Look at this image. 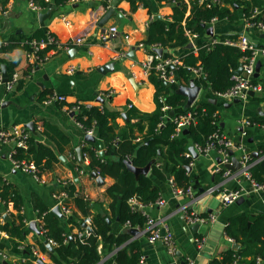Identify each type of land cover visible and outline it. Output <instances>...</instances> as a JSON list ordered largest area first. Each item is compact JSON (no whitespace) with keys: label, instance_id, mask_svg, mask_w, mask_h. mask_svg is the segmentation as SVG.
I'll return each mask as SVG.
<instances>
[{"label":"crops","instance_id":"obj_1","mask_svg":"<svg viewBox=\"0 0 264 264\" xmlns=\"http://www.w3.org/2000/svg\"><path fill=\"white\" fill-rule=\"evenodd\" d=\"M112 1L79 0L52 7L54 10L51 17L45 21L46 31L56 36L61 44L83 38L84 43L80 45L73 44L69 48L51 49L47 52V57L38 64L28 59L27 51L23 48L0 55V58L8 63L18 60L19 64L15 71L19 72L20 77L25 80L21 89H18L16 85L9 91L5 84L0 86V128L10 130L19 125L25 127L39 142L51 147L59 158V162L55 163L47 173L42 174L40 180H37L15 167L11 159L13 151L11 145H0V178L20 193L23 199L22 214L28 229V236L19 247L8 242L9 236L6 233L0 234V241L8 242V246L0 255L4 258L5 264H40V260L44 264H51L48 253L43 252L38 245L39 233L30 229L31 222H36L39 228L40 220L35 207V198H39L52 210L56 207V195L68 184H72L76 191L75 196L78 194L85 196L92 201V204H102L108 209L111 202L106 195V190L115 183V179L102 177V182L98 183L96 177L87 171L89 159L82 161L78 150L82 154L88 135L79 125L76 113L72 112L70 106L79 104L89 108L105 105L109 110L120 113L115 122L123 130L129 119L127 111L136 109L141 113H151L157 107L156 87L150 79V74H147L144 69L149 54L160 55L155 52V49L166 50L162 57L170 54L169 57L180 60L190 52L198 56L199 50L207 43L228 37L236 38L243 33L251 43L264 47V32L247 29L242 10H239L238 18L234 20L225 18L204 25L205 28L201 34L186 29L185 35L189 41L182 47L166 48L160 44L148 46L146 42L150 22L156 20L157 15L162 17L161 20L171 21L174 12L173 4L158 0H118L115 7L117 14L107 19L104 26L100 27L99 22L111 7ZM186 1L189 2V0ZM256 1L260 8L264 7V0ZM229 7L232 9L231 6ZM50 9L36 11L31 7L29 0H11L5 13L0 10V42L21 36H32L35 32L43 30L39 15L49 12ZM111 27H116L118 33L103 41L102 33L110 30ZM208 28L213 29L212 33L208 32ZM191 35L196 37L193 38ZM240 62V68H242V59ZM30 63L36 66L26 75ZM255 63L256 67L258 63L261 67L259 83L256 84L260 89L255 90L253 95L248 94L245 99H239L237 103L234 99L218 98L210 90L197 85L195 80L198 76L192 70V77L188 81L177 79L180 94H182L181 87L189 86L192 80L197 87H200V93L192 106L204 102H211L218 106L217 115L222 131L234 141H239L242 131L248 128L249 137L245 141L248 144L247 150L252 155L253 166L264 160L260 149V145L264 144V54L255 55ZM72 66L76 67L74 73L69 72ZM49 95H64L66 100L48 104L45 99ZM182 95L185 101L178 109L180 112L192 107L187 105L188 97ZM170 112H168L169 116ZM41 120L59 128L65 135V139L45 136L43 129L38 130ZM244 120H249L251 125L245 127ZM131 121L136 122L137 119L133 118ZM29 123L34 124L35 131L27 126ZM94 137L99 145L97 147L99 153L102 151L105 153L106 149L102 146L99 137L96 135ZM194 146L199 157H193L192 164L189 165L191 171L188 172L201 187L191 186L192 196L177 195L174 193L171 179L166 182L156 181L161 189V199L165 204L160 206L156 203L145 206L138 203L136 205L144 214L169 226L177 247L174 255L170 254L161 242L150 243L147 240L146 226L144 229L136 228L139 233L131 235L128 229L133 227L121 226L117 219L112 220L115 233H126L130 237L129 242L141 241L143 264H187L189 262L210 264L214 259H222L227 250H234L235 241L225 234V226L229 219L240 213H248L251 216L264 213V190L255 189L242 176L241 168L236 171L229 168L228 173L223 170L217 171L221 158L218 145V147L212 145L204 154H200L196 145ZM231 151L233 154L230 153ZM255 152L259 154V157L253 155ZM229 154L231 161L234 157L239 159L242 155L237 150H229ZM157 158L159 160L156 162L163 166L164 161L160 159V156ZM226 190H241L242 195L236 203L225 206L222 204L221 197ZM66 204L70 211L67 214L63 213L64 217L60 218L67 235L72 237L80 234V231L68 220L73 218L75 213L80 218L85 217L76 207L73 197H69ZM9 211L17 215L12 206ZM188 214L204 216L207 220L189 222ZM197 224L200 226L195 228ZM83 234L88 236L89 232L85 231ZM197 238L205 239L201 250L196 245ZM34 251H38L39 256L34 254ZM112 255H106L99 264L112 262ZM242 261V257H237L233 264H243Z\"/></svg>","mask_w":264,"mask_h":264},{"label":"trees","instance_id":"obj_2","mask_svg":"<svg viewBox=\"0 0 264 264\" xmlns=\"http://www.w3.org/2000/svg\"><path fill=\"white\" fill-rule=\"evenodd\" d=\"M30 1L41 11H47L52 7L79 0ZM158 1L173 4L174 12L171 21L156 19L150 22L146 42L148 46L160 44L166 48L182 47L189 41L185 35L186 29L201 34L204 25L214 20L238 18L239 10L243 11L245 18H249L257 9L259 14L253 20L264 22V7L260 8L256 0ZM10 2L11 0H0V10L3 13L7 11ZM49 34L51 33L41 29L32 36H21L0 42V55L17 48L31 52L30 42L47 41ZM55 47L48 45L41 50L40 58H46L47 52L56 49ZM250 55V51H242L238 47L210 42L199 50L198 56L190 52L180 58L181 65L177 68V79L188 81L192 77L191 69L202 68L205 77H198L195 83L216 95L229 90L235 84L233 75L240 68L241 59L243 63L244 58ZM18 64V60L8 63L0 58V79L4 65L7 66L8 79H11ZM35 66L30 63L26 75ZM149 76L156 87L157 107L151 113H141L136 109L127 111L129 119L123 130L115 122L120 115L117 111H111L105 105L89 108L80 105V110L76 113L77 120L85 131L94 128L95 135L106 149V156L101 157L97 148L99 145L87 141L82 149V161L89 159L87 171L91 175L96 172L103 178L115 179V183L106 190V195L111 199L108 209L102 204H92V201L85 196L79 194L75 196L76 191L72 184L64 187L63 191L74 198V203L81 214L91 219L90 231L85 227V218H80L78 214L75 213L74 217L68 220L71 225L79 228L80 233L89 232L88 236L83 237L76 234L71 239L62 225L61 218L39 198H35V207L40 220L38 245L43 252L48 253L51 264H99L106 255L110 254H113V261L108 264H142L141 241L129 242L130 237L126 233H115L112 220L117 219L121 226L144 229L148 216L132 201L135 200L145 206L156 204L161 199V189L156 181L166 182L171 179L176 187L182 189L189 186L201 187L186 169V166L193 161L192 155L187 157L186 154L190 152V145L206 147L212 142L213 133L218 129L222 130L217 115L218 106L211 102L196 103L180 112L178 109L184 104L185 97L178 92V83L166 84L155 70H152ZM252 82L255 85L259 83V79L253 78ZM24 83V78L20 77L18 89H21ZM50 96L52 95L45 100ZM74 106L76 105L70 108ZM165 106L169 107V111L163 110ZM170 111H174L175 114L169 116ZM189 111L194 113L196 121L189 126L187 134L177 135L175 120ZM133 118L137 121L132 122ZM38 127H41L43 134L49 138L65 139L62 131L50 122L41 120ZM260 149L264 155V144L260 145ZM13 150V159L33 162L38 168L39 176L47 173L55 163L59 162L56 152L39 142L33 135L28 138L25 147L15 146ZM159 156L164 161V165L154 162L148 175L136 177L125 164V161L132 160L134 166L143 168ZM251 173L255 181L264 184V160L252 166ZM10 206L17 215L9 211ZM22 209L23 199L20 193L0 178V231L6 233L9 236L8 242L14 243L17 247L22 246L28 236ZM5 214L12 218L4 220ZM225 234L241 247L237 251L227 250L222 259H214L210 264H233L237 257L243 258V264H264V213L257 216L240 213L231 217L225 226ZM50 241L54 243L51 244L52 252L47 248ZM8 242L0 241V255L8 246ZM3 259L0 257V264H5Z\"/></svg>","mask_w":264,"mask_h":264},{"label":"built area","instance_id":"obj_3","mask_svg":"<svg viewBox=\"0 0 264 264\" xmlns=\"http://www.w3.org/2000/svg\"><path fill=\"white\" fill-rule=\"evenodd\" d=\"M30 1V0H29ZM218 1V0H213ZM31 7L36 11H41V9L33 5L31 3ZM259 14V11L256 9L253 14L249 18H245V26L247 29H257L264 32V22L262 21H254L253 19ZM118 33V30L116 27H111L110 30L104 31L101 35V39L103 41H106L111 36H114ZM193 38L196 37V35H191ZM84 43L83 38H77L76 40H73L71 42H68L66 44H61L56 36L53 34L48 35L47 41H37L33 40L30 42L31 45V52H27V57L30 61H35L36 63L41 62L44 58H40V51L43 50L48 45H54L56 46V49H62V48H69L71 45H80ZM213 43H224L229 46H234L240 48L242 51H250V56L245 57L242 63L243 72L247 75V77L244 76H238L234 73L233 79L235 81V84L227 91L222 93H217L216 96L218 98H222L224 100H233V99H245L248 97L249 91H255L260 89L256 84H253V78L254 73L256 72V63H255V55L257 54H264V47H259L257 45H254L249 41L246 34L243 33L240 36L234 37H228L221 40H215ZM8 44V43H7ZM181 65L180 60L176 58L171 57H162L160 55H157L155 53L149 54V57L147 59V62L144 65L145 72L147 74H150L152 70H155L156 73L159 75L160 79H162L163 82L166 84L172 85L177 83V73L176 70L178 66ZM76 70V67L72 66L69 68L70 73H74ZM198 77H205V72L202 68H194L191 69ZM20 78V74L17 71H14L12 78L8 79L7 83L3 82V77L0 79V86L5 84L7 90L11 91L14 89V87L18 84V80ZM66 100V96L64 95H52L50 96L46 101V103H53V102H64ZM72 112L78 113L80 110V105L77 104L76 106L71 108ZM164 111H169V107L165 106L163 108ZM194 113L191 111L187 112L186 114L180 115L176 120L177 129L176 134L180 135L183 133L185 129H188L189 126L192 124V122H195ZM243 124L245 127H249L251 125V122L249 120H244ZM79 125L83 127V125L79 122ZM248 128L244 129L241 133V139L239 141H234L232 138H230L228 135H226L221 129L216 130L213 135L211 136L212 142H210L206 147H200L197 146V149L200 154H204L208 152L209 148L212 145L217 144L220 149V163L217 165V171L223 170L226 173L229 172L228 164H231V156L229 154V150H237L242 153L241 157L238 159L241 164V170H242V176L245 177L251 185L255 189L264 190V184H259L252 176L251 168L253 166L252 161V155L247 150V145L245 142V139L248 137L247 130ZM38 130H42L41 127H38ZM88 136H95V129L91 128L86 131ZM31 136L30 132L25 129V127L22 126H15L11 128L10 130L0 128V145H11L12 149H14L15 146L17 147H25L26 142L28 141V138ZM139 140V139H138ZM13 152H11V159L13 160V163L16 168H19L28 174L32 175L37 180H40L42 177L38 175V168L33 162H28L26 160L23 161H15L13 159ZM192 155L191 152L187 153L186 156L190 157ZM193 157V155H192ZM192 164V163H191ZM190 164V165H191ZM172 183V182H171ZM173 190L174 193L177 195H193V188L189 186L186 189H182L179 187H176L173 183ZM242 195L241 190H226L222 193V204L232 205L236 203ZM69 198V195L66 191H61L58 195H56L57 203L56 207H58L63 214L69 213V208L67 207V200ZM132 203L136 206L138 203L137 201L133 200ZM158 205L162 206L164 205V200L159 199L156 202ZM148 216V215H147ZM187 220L189 222H204V217H199L196 215L188 214ZM85 224L87 226L91 225V219L86 218ZM146 238L150 243H157L161 242L165 245L167 251L174 255L177 251L175 238L173 235V232L169 228L168 225L159 223L154 218L148 216L147 222H146ZM40 231V230H39ZM2 232L0 231V234ZM80 237H83L84 234L80 233ZM232 240V239H231ZM196 245L199 250H201L204 247L205 239L204 238H197L195 240ZM50 244H54L52 241L49 242ZM52 246V245H51ZM2 254V253H1ZM34 254L39 256L38 251H34ZM5 257V256H3ZM144 260V258H143ZM143 264V262H142ZM187 264H192V262H189Z\"/></svg>","mask_w":264,"mask_h":264},{"label":"water","instance_id":"obj_4","mask_svg":"<svg viewBox=\"0 0 264 264\" xmlns=\"http://www.w3.org/2000/svg\"><path fill=\"white\" fill-rule=\"evenodd\" d=\"M117 2H118V0H113V1L111 2V7L107 10L105 16H104V17L101 19V21L99 22V26H100V27H103V26H104V24H105V22L107 21V19H109L111 16L117 14V12L115 11V7H116ZM53 10H54V9L51 8L49 12H47V13H41V14L39 15L40 23H41V26H42V28H43L44 30H46V27H45V21H46L49 17H51V13H52ZM156 18H157V19H162V17H161V16H158V15L156 16ZM212 30H213L212 28H208V32H209V33H212ZM155 52L158 53V54H160V56H162V54H163L164 52H166V50H163V49H155ZM260 68H261V67H260V63H258V65H257V67H256V72L254 73V77H255V78H258V77H259V74H260ZM2 69H3V74H2L3 82H4V83H7V81H8V76H9V75H8V72H7V68H6V66H3ZM235 74L238 75V76H241V75H242V76H244V77H247V75L243 72V69H242V68H240L239 70H237V71L235 72ZM180 91H181L182 94H184V95H186V96L188 97L187 105H188V106H192V105L195 103V101H196V99H197V97H198V95H199V93H200V87H197V86L195 85V83H194V80H192V81L190 82L189 86H187V87H186V86H185V87H181V90H180ZM248 94H249V95H253V94H254V91L251 90V91L248 92ZM100 101L103 102V99L100 98ZM213 102L216 103V101H213ZM234 102H236V103L239 102V99H234ZM174 114H175L174 111H171V112H170V116H173ZM27 126H28L32 131H35V127H34V124H33V123H29ZM187 133H188V129H185V130L183 131V134H187ZM86 140H87V141H90V142H95V141H96V138H95L94 136H87ZM189 151L192 153V155H193L194 158H198V157H199V154L196 152V150H195V146H194V145H192V146L190 147ZM230 153L233 154L232 151H231ZM80 154H81V153H80V150H78V155H79V158L81 159V155H80ZM159 154H160V153H159ZM104 155H105V153H104L103 151L100 152V156H103V157H104ZM253 155H254L255 157H259V154L256 153V152L253 153ZM158 160H159V158H157V159L151 161V163H149L146 167H143V168H140V167H136V166H134L133 163H132V160H127V161H125V164H126L128 170H130L132 173H134V174L136 175V177H139L140 175H148L149 172H150V170H151L152 164H153L154 162L158 161ZM227 166H228L229 168L235 170V171L241 168V164H240L239 160H238L237 158H235V157L233 158L232 163H231V164H228ZM186 169H187L189 172L191 171V167H190V166H186ZM92 175H93V177H96V180H97L98 183H101V182H102V177L99 176L98 173L93 172ZM52 212H54L56 215H58V216L61 217V218L64 217V215L61 213V211H60V209H59L58 207L53 208V209H52ZM3 218H4V220H9V219H11L10 216L7 215V214H5V215L3 216ZM199 226H200V225L197 224V225H195V228H197V227H199ZM85 227H87L89 231L91 230L89 226L85 225ZM30 229L33 230V231H35V232H37V233L40 232V231H39V228H38V225H37L36 222H31V223H30ZM128 232H129L131 235H136V234L139 233L138 229H136V228H129V229H128ZM71 239H72V237H71ZM240 247H241V246H240V244H238V243H234V244H233V249H234V250H238V249H240ZM47 248H48L51 252L53 251V248H52L51 244H47ZM39 263H40V264H44L41 260L39 261Z\"/></svg>","mask_w":264,"mask_h":264}]
</instances>
